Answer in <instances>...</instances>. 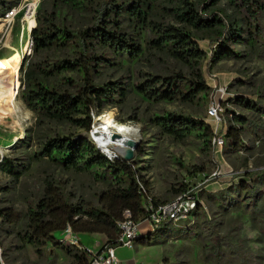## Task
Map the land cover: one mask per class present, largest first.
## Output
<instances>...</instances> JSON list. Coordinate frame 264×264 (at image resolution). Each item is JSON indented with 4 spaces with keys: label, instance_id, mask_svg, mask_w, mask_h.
I'll use <instances>...</instances> for the list:
<instances>
[{
    "label": "trees",
    "instance_id": "trees-1",
    "mask_svg": "<svg viewBox=\"0 0 264 264\" xmlns=\"http://www.w3.org/2000/svg\"><path fill=\"white\" fill-rule=\"evenodd\" d=\"M13 4L0 0V16H4ZM59 7L89 12L91 23L84 27L67 24L61 18ZM36 20L31 31L33 55L26 67H22L20 98L35 114L38 124H45L46 129L24 139V143L34 141L38 146L27 163L19 157L4 156L0 165L8 170L14 184L34 161H48L66 170L93 173L105 183L102 196L109 202L104 206L86 205L83 200L74 203L51 178L46 180L42 193L29 204L25 220L12 209L0 207V229L6 222L16 226L22 220L16 232L22 246L31 245L43 255L44 247L51 244L73 256L79 264H89L87 249L64 241V230L68 226L78 232L103 233L107 236L106 244L117 246L121 233L118 222L126 209L136 220H142L148 215L146 204L150 200L167 201L149 192L148 182L142 179L143 183L138 176L134 159H111L89 135H84L92 131L94 115H101L108 105L122 104L132 90L156 104L179 101L199 105L211 90L202 70L207 53L199 41L208 39L213 45L210 65L222 59L240 58L242 52L233 46L235 43L245 44L254 55L264 58V0H42ZM61 51L66 53L57 56ZM149 54L174 59L190 72L179 69L169 74L137 75L135 69L136 77L128 82L96 80L102 66L111 65L115 60L123 65V61L134 62L148 58ZM237 100L254 109L264 106L263 100L242 97ZM195 115V112L165 111L154 114L150 121L161 133L178 140L195 135L203 142L212 143L211 125ZM120 120L131 122L139 118L134 112ZM234 120L243 126H258L249 117L235 115ZM53 122L66 124L70 131L62 135L58 127H52ZM240 135L239 128L233 125L225 133L234 148L240 145ZM185 167L191 173L205 170L203 166ZM239 176L257 177L251 182L241 179L225 193L230 197L231 206L241 204L250 210L255 224V217L264 214V187L261 186L264 170L247 171ZM2 189L8 190L10 186ZM179 191L190 189L182 185ZM191 194L199 198L200 193L193 191ZM204 211L199 203L191 214ZM205 220L217 241L221 235L211 220L207 217ZM176 224L163 223L142 238L145 243L152 244V235L170 232L178 227ZM240 241L230 246L246 259L253 253L241 249ZM160 264L167 263L164 260Z\"/></svg>",
    "mask_w": 264,
    "mask_h": 264
},
{
    "label": "rangeland",
    "instance_id": "rangeland-1",
    "mask_svg": "<svg viewBox=\"0 0 264 264\" xmlns=\"http://www.w3.org/2000/svg\"><path fill=\"white\" fill-rule=\"evenodd\" d=\"M9 1L14 4L8 11L14 9L16 13L6 17V12L4 16H0V71L4 72L3 78L8 83L10 99L8 105L3 106L4 110L0 107V151L3 157H19L22 162L27 163L38 146L34 141L24 143V139L28 136L32 138L36 132L46 129L45 124H38L35 114L20 98L23 88L22 67H26L33 55V50L30 55L26 54L25 47L29 46L32 28L37 24L36 15L42 0ZM59 9L63 22L67 24L84 27L91 23L89 12L79 13L64 7ZM199 43L207 53L202 61L204 77L211 88L207 99H202L199 105L179 101L156 104L132 90L122 104L108 105L101 115L95 114L92 131L84 133L100 149L102 148L95 141L93 133L97 128L102 126L110 133H115V137L119 132L120 138L123 133H127L138 142L133 159L136 161L138 176L143 183L148 182L150 193L161 201H169L182 193L184 190L179 189L185 185L191 192L198 191L199 199L205 205L204 212L191 214L186 220L178 222V227L172 228L170 232L160 231L152 235V244L139 238L133 248L117 245L116 255L121 264H160L164 260L167 264H264V214L256 216L254 224V216H251L250 210L241 204L231 206L230 197L225 193L229 186L237 185L241 179L251 182L257 177H238V174L264 170V106L254 109L237 100L242 97L264 101V58L254 55L245 44L235 43L233 46L242 52L240 58L222 59L210 65L208 61L213 45L208 39L200 40ZM64 53L66 52L61 51L57 56ZM15 55L18 63L13 67L9 60ZM148 56L134 62L123 61V65L115 60L113 64L99 68L96 80L128 82L136 77L135 69L138 71L137 75L169 74L179 69L185 73L190 72L188 67L174 59L162 58L160 55L154 57L153 54ZM221 86L228 87V95L222 101L223 122L216 125L208 117L207 108L217 97L216 91ZM165 111L195 112V116L211 125L213 132L226 133L233 125L240 130V145L234 148L226 136L224 146L217 148L195 135L178 140L163 134L151 123L150 118ZM134 112L139 120H120ZM235 115L249 117L258 126H243L234 120ZM109 116L112 120L110 127L106 121ZM52 127H58L62 135L70 131L64 123L53 122ZM111 147L108 156L114 157L117 151L114 145ZM185 166H203L205 170L191 173ZM215 171H220L221 174L214 179L210 178ZM51 178L74 203L83 200L86 205L104 206L109 202L102 196L106 189L105 183L96 179L93 173L66 170L48 161H34L32 167L15 184L8 170L0 165V207L12 209L25 220L29 204L42 193L46 180ZM7 185L10 189H2ZM261 186L264 187V183ZM232 195L235 196L234 193ZM206 217L221 235L217 241L206 223ZM21 226L22 220L16 226L6 222L4 228L0 229V264H79L73 256L51 244L44 247L43 255L38 254L31 245L22 246L16 233ZM70 228L72 237L70 235L66 239L67 244L87 251L93 248L95 251L92 252L100 250L106 244L107 236L103 233L78 232L71 226ZM85 236L89 237V246L80 239ZM239 241L241 249L253 253L246 259H242L230 246ZM88 258H91L90 253Z\"/></svg>",
    "mask_w": 264,
    "mask_h": 264
},
{
    "label": "built area",
    "instance_id": "built-area-1",
    "mask_svg": "<svg viewBox=\"0 0 264 264\" xmlns=\"http://www.w3.org/2000/svg\"><path fill=\"white\" fill-rule=\"evenodd\" d=\"M14 13H16V10L14 9L7 11L6 17H9L11 14ZM32 50L33 40L31 37L29 41V46L27 45V47H25L26 54L30 55ZM226 95H228V87H219L216 91L217 97L210 102L207 108V115L211 119L213 124L220 125L223 122L222 101L226 99ZM94 139L99 145L98 140L96 138ZM119 139L117 138V140ZM224 144L225 133L215 131L212 137V145L217 148H222ZM115 151H117V153H115L114 157L108 156L110 155L109 151L104 150L103 152L111 159L116 157H123L122 155L124 154V151H121L120 149H115ZM2 158L3 154L0 151V161L2 160ZM220 174V171H215L212 173L210 178L214 179ZM200 202L203 206H205L204 203L198 198V195L191 194V191L183 192L177 195L175 199L165 202L155 203L150 200L149 203L146 204V210L148 212V215L142 220H136L132 212L129 209H126L124 211L123 218L118 222L121 229V233L117 238V245H124L126 247L133 248L136 244L137 239L142 238L143 236H145V234L154 231L159 225L168 222L178 223L180 221L186 220ZM71 233V228L70 226H68L64 230L63 237L65 242L66 239L70 237ZM115 248L116 246L114 245L105 244L100 250H97L96 252L88 250L91 254L89 264H117L118 258L116 255Z\"/></svg>",
    "mask_w": 264,
    "mask_h": 264
},
{
    "label": "bare ground",
    "instance_id": "bare-ground-1",
    "mask_svg": "<svg viewBox=\"0 0 264 264\" xmlns=\"http://www.w3.org/2000/svg\"><path fill=\"white\" fill-rule=\"evenodd\" d=\"M9 63H12L13 67H15V65L18 63L17 55L13 56L9 60ZM3 75H4V72L0 71V107H2L4 110L3 106L8 105V102L10 99H9V94H8V83L4 80ZM106 121L108 122L106 123L110 127L111 125L110 123H112L111 116H109ZM93 133L95 135L94 138L96 137V139L99 142V145L102 148H104L105 151L107 150L110 151V149H112V147L110 148L111 145H114L115 149L117 150L120 149L122 151H125V149L131 145L130 140H134L130 138L127 133H123L122 135L123 137L119 139L121 136L119 132H117V136L115 137V133H110L108 130L103 129L102 126L97 128ZM117 138L119 140H117Z\"/></svg>",
    "mask_w": 264,
    "mask_h": 264
},
{
    "label": "water",
    "instance_id": "water-1",
    "mask_svg": "<svg viewBox=\"0 0 264 264\" xmlns=\"http://www.w3.org/2000/svg\"><path fill=\"white\" fill-rule=\"evenodd\" d=\"M130 143L131 145L129 147H127L124 151V154H123V157L126 159V160H131L133 159L134 157V149L137 145V140H130Z\"/></svg>",
    "mask_w": 264,
    "mask_h": 264
},
{
    "label": "crops",
    "instance_id": "crops-1",
    "mask_svg": "<svg viewBox=\"0 0 264 264\" xmlns=\"http://www.w3.org/2000/svg\"><path fill=\"white\" fill-rule=\"evenodd\" d=\"M80 239H81V241H83V242L86 244V246H89V242H90L89 237L85 236V237H82V238H80ZM90 248H91V247H90ZM96 249H97V248H96ZM90 250H91V251H95L93 248H91ZM118 262H119V260H118ZM117 264H121V263L119 262V263H117ZM134 264H137V263L134 262Z\"/></svg>",
    "mask_w": 264,
    "mask_h": 264
}]
</instances>
